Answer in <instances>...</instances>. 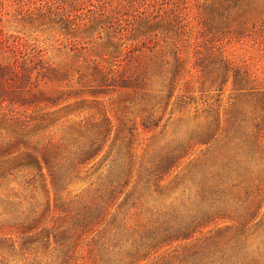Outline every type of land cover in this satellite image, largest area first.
Returning a JSON list of instances; mask_svg holds the SVG:
<instances>
[{"label": "trees", "instance_id": "16d2710c", "mask_svg": "<svg viewBox=\"0 0 264 264\" xmlns=\"http://www.w3.org/2000/svg\"><path fill=\"white\" fill-rule=\"evenodd\" d=\"M126 2L124 6L120 4L121 9L111 10L117 16L115 22L107 9L94 12L97 8L92 3L88 13L94 12L93 18L82 19L81 13L73 19L72 12L63 8L58 9L64 10L62 14L49 11L55 17L61 15L58 23L68 31H80L88 23L96 27L106 23L109 30H118L119 37H112V53L125 57H113L115 60L109 63H114L113 69L93 64L90 73L82 76L94 84L91 97L59 109L58 101L39 87L40 79L51 80L54 76L38 71L40 61L29 59L33 65L30 67L27 61L20 63L19 44L16 40L11 42L0 28V219L14 216L17 220L7 228L0 221V264H16L18 251L32 252V258L27 256L23 264H79V251L85 243L93 264H264V250L243 239L246 228L239 230L237 226L219 227L196 242L149 259L163 247L189 240L215 221L243 220L260 227L264 208V201L260 200L264 193V81L251 67L240 66L224 56L208 63L202 61L203 80L212 82L221 93L231 82L238 97L233 110L223 118L221 114L214 117L210 125L187 142L166 146L159 152L153 147L154 152L146 161L137 144L140 129L158 128L171 107L190 99L180 87L188 74L187 62L177 51L171 73L165 72L158 62L139 72L132 69V64L142 59L135 55L145 51L151 54L161 48L158 34L153 45L152 41L130 47L119 43L129 41V35L159 32L163 27L173 36L178 35L186 27L185 16L178 15L170 21L159 14L160 10L157 15H148L140 0ZM223 7L221 20L225 28L231 18L248 20L263 8L258 0H228ZM84 10L81 7L74 12ZM130 17L136 23L130 22ZM117 46L120 51H116ZM8 54L13 62H6ZM165 63L170 65L169 61ZM153 75L161 84L164 82L162 89H154L149 83V76ZM79 103L97 105L100 117L69 123L59 137L52 129L55 118ZM108 103L120 122L116 153L109 166L112 172L104 183L96 187L92 184L93 188L85 194L76 195L59 208L58 194L83 177L99 172L97 164L115 129ZM174 113L171 109L170 118ZM128 115L132 118L127 119ZM213 142L220 144L218 151L204 159L189 158L193 148ZM186 159L189 167L183 175L176 174L171 182H166ZM130 186L144 190V197H135ZM181 188L178 198L175 194ZM40 189L45 203L36 196ZM169 191L170 202L164 198ZM146 196L155 203L152 207ZM56 210L64 215L57 218L61 224L55 222L52 226ZM48 252L46 261H40V255Z\"/></svg>", "mask_w": 264, "mask_h": 264}, {"label": "rangeland", "instance_id": "374dc122", "mask_svg": "<svg viewBox=\"0 0 264 264\" xmlns=\"http://www.w3.org/2000/svg\"><path fill=\"white\" fill-rule=\"evenodd\" d=\"M126 1L129 0H0V28L7 37H11V42L16 40V44H19L22 54L18 55L17 58L20 63L27 61V67H30L33 65L29 62V59H33L34 63L40 61L42 63L37 68L38 71L48 73L50 77L54 76L51 80L40 79L39 87L45 90L49 96L53 97L54 101H58L60 104L58 106L59 109L65 105L74 104L79 100L91 97V86L94 84L90 83V78L82 79V76L83 74L90 73L89 68L93 64L105 65L113 69L115 68L113 66L114 63L109 64L111 60H115L119 56V60H123L125 57L121 53H112L114 51L111 47V43L114 41L112 37H119L120 33L118 30L116 32L113 29L109 30L107 28L108 24L106 23H99L97 27L94 24L88 23V26L80 31H68L63 29L66 26L58 23V18L61 15L55 17L54 15H50L49 11L53 10L55 14H62L61 11L64 10L58 9L63 8L67 12H72L73 19L80 17L81 13L82 19H85L93 18L94 12L107 9L112 18L111 20L115 22L117 20L114 18L117 16L111 10L121 9L120 4L124 6L127 3ZM140 1L142 4H145V8L149 11L148 15L151 13L157 15V12L160 10L159 14L170 21L176 19L178 15L185 16L184 25L186 27L182 30V33L174 36L172 32H169L170 30L167 27H163V30L159 32L153 31L148 34L146 32L144 33V31L138 32L136 35H129V41L124 39L119 44L123 43L130 47L131 45L140 44L141 41H145L148 44L152 41L150 45H153L156 41L153 38L155 34H158L156 39L162 47L151 54L145 50L142 55L136 54L135 58L142 59L134 62L132 69L143 72L147 67H152L154 62H158L162 64L165 72L171 73L172 68L176 65L174 57L177 51H179L182 59L187 62L188 70L184 83L180 87L183 92H188L186 97L190 98L183 102L180 101L177 105L171 107L158 128L148 131L142 129L143 127L141 126L139 142L137 144H140V153L141 155H145L147 161L154 152L152 150L153 147H155L156 152H159L166 146H175L180 142H187L193 139L198 131L213 122L214 117L221 114L223 118L226 113L233 110L234 104L238 101L237 95L232 90L231 82L224 88L223 93H221L218 90L220 88L216 89L212 86V82L206 81V79L203 80V73L200 67L202 61L206 62L208 60V63L219 56H224L240 66L246 65L251 67L252 71L257 72L260 80L264 81V0H258L259 5L263 7L260 13L253 14L252 18L248 17V20H246L247 18L237 19L233 17L228 22V28H225V25L222 23L223 20H221L223 6L228 0ZM91 3L97 9L92 13H88V8ZM104 3H108V5H104ZM81 7H84L85 10L79 13L74 12L75 9L79 10ZM38 8H41V10H37ZM42 14H45L46 17H40ZM129 19L133 24L136 23L133 22L132 17ZM99 26H102L104 29L101 30ZM99 36L102 38L99 39ZM172 42L177 45V48L171 44ZM146 46L148 45L146 44ZM116 49V51H120L118 46ZM113 57L115 58L112 59ZM6 60V62H13L10 54L7 55ZM166 61H169L170 65L166 66ZM63 74L66 76L61 78ZM149 78V83L153 85L154 89H162L161 85L164 82L161 84L157 76L153 75L152 77L149 76ZM189 91L195 92L190 93ZM183 92L179 93L182 94ZM107 99V97L103 98V100ZM97 107V105H91L89 103H79L65 111H61L54 120L56 124L52 128L53 131L60 137L61 130L69 123H80L82 121H91L93 118H99L100 111ZM106 107L108 108L109 115L114 120L115 129L110 142L104 148L100 161L97 164L99 172L90 177H83L81 182L71 186L65 192L58 194L59 208L65 206L76 195L85 194L84 192L96 187L98 184L104 183L105 177L112 172L109 166L111 159L116 153V147L114 148V146L115 141L119 138L117 136L120 122L116 121L117 117L112 112L113 106L108 103ZM171 109L175 112L172 118L169 115ZM131 118L132 115H128L127 119ZM219 149L220 144L216 145L214 142L211 145H199L191 150L189 158L204 159ZM146 151L147 153L145 154ZM188 162V159L183 160L176 172L171 177H168L166 182H171L176 174H179V177L182 176L189 167ZM94 183L95 185L92 187ZM262 183V189L264 191V182ZM135 188L136 186H130V193L134 192L135 197L138 195L144 197L145 191L140 188L135 190ZM182 190L181 188L175 196L178 198L181 197ZM25 194L29 196L28 193ZM170 195H172L171 191L167 192L164 197L169 202L171 201ZM36 196L40 198V201L42 200L45 203V194L42 189L39 190ZM261 196L260 200L264 201V193ZM53 198L54 196H52ZM146 201L149 207L155 204L148 196H146ZM2 212L3 207L0 205V213ZM261 212L262 221L260 227H254L255 223H248L249 221L243 220L240 222L231 219L215 221L208 227L197 232L189 240L174 242L170 246L163 247L152 254L149 259L152 261L156 257L168 253L175 248H181L187 243L196 242L203 236L223 226H237L239 230L246 228L244 231L247 232L243 239L254 244L255 247H260L264 250V208ZM54 213L55 218L53 219V224H51L52 226L55 222L61 224L62 220L57 221V218L64 215L60 210H56ZM0 221L4 223L3 225H6V228L8 227L7 225L12 226L17 223L14 216H9L7 219H0ZM87 244L85 243L80 248L79 264H93V259L89 255V247ZM27 256L31 259L32 252L29 254L27 251L22 253L18 251L15 256V263L23 264ZM46 256H49V252L42 253L39 260L45 262Z\"/></svg>", "mask_w": 264, "mask_h": 264}]
</instances>
